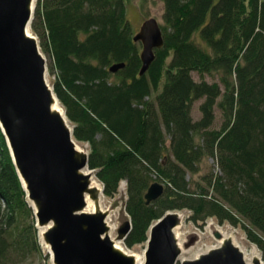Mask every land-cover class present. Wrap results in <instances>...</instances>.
<instances>
[{"label":"trees","instance_id":"16d2710c","mask_svg":"<svg viewBox=\"0 0 264 264\" xmlns=\"http://www.w3.org/2000/svg\"><path fill=\"white\" fill-rule=\"evenodd\" d=\"M162 3L163 47L139 77L124 0H36L31 31L53 92L103 195L126 183L127 248L166 212L187 210L194 224L239 226L264 261V0ZM116 64L124 68L110 73ZM215 108L222 123L211 129ZM207 160L214 166L188 180ZM152 183L164 192L146 205ZM25 195L0 131V264L41 256Z\"/></svg>","mask_w":264,"mask_h":264},{"label":"water","instance_id":"95a60500","mask_svg":"<svg viewBox=\"0 0 264 264\" xmlns=\"http://www.w3.org/2000/svg\"><path fill=\"white\" fill-rule=\"evenodd\" d=\"M34 3L0 0V129L37 226L43 230L41 240L51 264H136L133 256L114 250L107 212L98 204L103 187L92 184L95 174L88 169V152L73 139L65 113L54 109L59 102L46 83V60L37 39L29 34ZM132 40L142 47L141 77L153 62L154 51L163 47L160 25L154 19L144 21ZM122 68L124 64H116L109 72ZM163 192L161 184L152 183L145 204ZM87 199L94 212L85 211ZM179 223L178 214L166 213L149 228L144 264H247L243 253L217 231L214 238L222 242L218 248L193 261H179L173 233ZM130 230V221L125 222L117 241L124 242ZM251 264H261L260 259Z\"/></svg>","mask_w":264,"mask_h":264},{"label":"rangeland","instance_id":"374dc122","mask_svg":"<svg viewBox=\"0 0 264 264\" xmlns=\"http://www.w3.org/2000/svg\"><path fill=\"white\" fill-rule=\"evenodd\" d=\"M124 3L126 5V18L131 25L134 35L138 32L142 23L148 19H154L159 25L162 24V15H163V10H164L162 0H124ZM29 32H30V35L35 37V35L33 34L31 30ZM139 47H140V44H139ZM139 50L141 52V47ZM43 56L46 59V73H45L46 83L49 85L50 88H52V82L54 80V77L51 75L52 74L51 65L47 57L45 55ZM193 78L195 81L199 79L197 74H193ZM205 80L209 83L218 82L216 77L207 76L205 77ZM200 103L201 101H198L194 104V108L192 111V117L194 121H198V119L200 118V113L198 111V106L200 105ZM59 106L61 108V111L65 113L60 103H59ZM214 114H215V120H214V123L211 129H218L222 123L221 113L219 109L215 108ZM67 122L70 128L73 129L68 119H67ZM77 145L82 151L89 153V147L87 144L77 143ZM210 166H214L212 160L203 161V163H201L200 165L201 170L198 176H195L192 178L187 177V179L190 181L192 179L199 180V175H203L204 173H207L209 171ZM92 180L94 181L92 184L96 185L99 188L102 187V184L96 179V176L94 177L92 176ZM25 198H26V195H25ZM26 201L30 207L31 203L27 200V198H26ZM126 201H127L126 183L123 181L120 183L116 195H114L112 198H108L104 195H100L98 204H99L100 211L107 212V217L105 219L106 223L108 224L107 218H110L108 219L109 221H111L110 225L115 226V231L111 238L113 243H117L118 246L123 248L125 252H127L128 254L134 256L135 259L141 256L144 260L146 242L140 245H135L129 249L125 246L124 242L117 241V231L125 222L130 221L129 216L127 212L125 211ZM89 202L92 205V209L90 212H94L93 211L94 204L90 200ZM166 213L178 214L180 218L179 225L174 228V233L175 234L177 233V239H178L177 244L180 245L178 247L180 249V255L178 257L179 261H184V260L192 261L198 255L206 253L211 248L217 247L220 242L214 238V233L217 231L220 234H222V232L226 233L227 236L231 238L230 240L234 243V245H236L237 247L240 246L244 250V253L247 255H250L252 250L254 249L255 252L257 253V258L260 259V263L264 264V261L262 260L260 252L254 245H252L251 243L247 241L243 230H241L239 226L234 228L227 223H223L220 225L214 218H209L204 223L194 224L189 220L192 214L187 210L166 212ZM33 218H34V228L36 229V237H37V241H38V244L41 250L42 257L36 256V259H33V260L29 259V261L27 262L25 261L23 263L20 262L19 264H39V263L51 264V255L48 253L45 245L43 244L41 240V233L43 232V230L38 228L34 215H33ZM156 222H153L151 226H153ZM148 233H149V229L146 234L147 236H148ZM40 258L41 259L46 258V259L40 261Z\"/></svg>","mask_w":264,"mask_h":264},{"label":"bare ground","instance_id":"6f19581e","mask_svg":"<svg viewBox=\"0 0 264 264\" xmlns=\"http://www.w3.org/2000/svg\"><path fill=\"white\" fill-rule=\"evenodd\" d=\"M31 30V24H30V29H29V31ZM29 34H30V32H29ZM34 37V36H33ZM35 38L37 39V37L35 36ZM37 41H38V39H37ZM139 44V43H138ZM38 45H39V42H38ZM39 48H40V46H39ZM141 49H142V47H141ZM40 52H41V50H40ZM41 55H42V57H44L43 55V53L41 52ZM46 60V59H45ZM46 78V77H45ZM54 109L55 110H58V111H60V106H59V104L58 103H56V105H54ZM79 150V149H78ZM87 201V207H86V210L85 211H91V209H92V205H91V203L89 202V200L87 199L86 200ZM108 219H110V218H107V222H108V224L110 225V222L111 221H109ZM107 224V225H108ZM108 225V226H109ZM111 226V227H110ZM109 227V233H108V236H109V238L111 239L112 238V236H113V233H114V231H115V226L114 225H110ZM222 232V231H221ZM174 233V232H173ZM175 234V233H174ZM222 235H223V238H224V240H230L231 238L229 237V236H227V234L226 233H223L222 232ZM175 237H176V239H177V233L175 234ZM177 241H178V239H177ZM232 242V241H231ZM221 243L222 242H219V244H218V246L217 247H215V248H218L220 245H221ZM232 244L234 245V243L232 242ZM178 245V244H177ZM113 246H114V250L117 252V253H121V254H123V255H126V256H132V255H130V254H128L127 252H125V250L123 249V248H121L120 246H118V244L117 243H113ZM180 245H178V247H179ZM235 246V248H238L242 253H243V257H244V260H245V262L247 263V264H251V261L254 259V258H257V253L255 252V250L253 249L252 250V252H251V254L250 255H247V254H245L244 253V250L239 246V247H237L236 245H234ZM46 247V250H48V247L47 246H45ZM212 249H214V248H211V249H209L206 253H204V254H201V255H205V254H207L210 250H212ZM201 255H198L195 259H198V258H200V256ZM134 257V256H133ZM135 258V257H134ZM194 259V260H195ZM184 261H188V260H184ZM191 261V260H190ZM193 261V260H192ZM135 262H136V264H144V262H145V258H144V260H143V258L141 257V256H139V257H137L136 259H135Z\"/></svg>","mask_w":264,"mask_h":264}]
</instances>
